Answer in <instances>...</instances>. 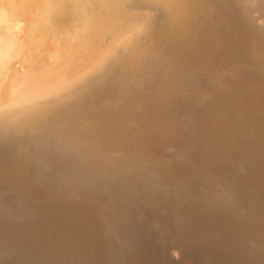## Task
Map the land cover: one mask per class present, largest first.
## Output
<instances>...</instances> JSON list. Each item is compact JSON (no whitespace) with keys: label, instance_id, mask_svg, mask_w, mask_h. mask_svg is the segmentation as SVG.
<instances>
[{"label":"bare ground","instance_id":"bare-ground-1","mask_svg":"<svg viewBox=\"0 0 264 264\" xmlns=\"http://www.w3.org/2000/svg\"><path fill=\"white\" fill-rule=\"evenodd\" d=\"M247 1L0 0V138L11 145L0 162V187L30 189L15 140L37 139L34 133L112 164L147 166L154 159L165 169V144L180 147L171 122L177 104L166 92L178 74L211 109L217 106L194 118L206 129L202 137H212V149L230 161L233 145L250 142V152L240 148L236 155L264 174V153L256 150L264 147V72L246 71L264 68V46L252 41L245 49L234 37L243 25L231 19L241 9L254 11L241 4ZM149 56L162 71L153 83L143 76ZM196 72L209 82L200 86Z\"/></svg>","mask_w":264,"mask_h":264},{"label":"rangeland","instance_id":"rangeland-1","mask_svg":"<svg viewBox=\"0 0 264 264\" xmlns=\"http://www.w3.org/2000/svg\"><path fill=\"white\" fill-rule=\"evenodd\" d=\"M241 4L254 11L231 15L243 25L234 37L241 36L247 50L252 41L264 46V0ZM148 59L143 76L153 83L162 71L159 60ZM263 69L246 71L262 74ZM195 77L200 86L209 82L204 73ZM174 79L179 82H168L166 92L177 104L171 122L182 149L163 147L165 169L154 159L147 166L112 164L39 138L40 133L33 134L37 139L26 134L15 140L24 157L22 179L30 189L0 187V264H264V174L248 169L236 155L240 148L250 152L251 144L233 145L234 159H221L212 137H202L205 127L194 124L196 115L217 106L211 109L210 100L190 89L182 74ZM5 143L0 138V162L11 151ZM256 150L264 153V147Z\"/></svg>","mask_w":264,"mask_h":264},{"label":"water","instance_id":"water-1","mask_svg":"<svg viewBox=\"0 0 264 264\" xmlns=\"http://www.w3.org/2000/svg\"><path fill=\"white\" fill-rule=\"evenodd\" d=\"M166 144H168V143H166ZM166 144H165V145H166ZM171 144H172V143H171ZM73 248H74V246H73V247H71L70 249H73Z\"/></svg>","mask_w":264,"mask_h":264}]
</instances>
